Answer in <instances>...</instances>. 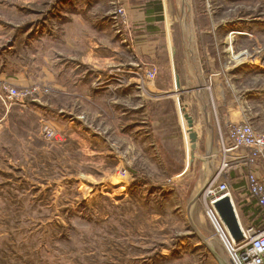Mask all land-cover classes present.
<instances>
[{
	"label": "rangeland",
	"instance_id": "374dc122",
	"mask_svg": "<svg viewBox=\"0 0 264 264\" xmlns=\"http://www.w3.org/2000/svg\"><path fill=\"white\" fill-rule=\"evenodd\" d=\"M132 1L0 0V73L18 66L28 77L0 84L42 110L41 121L17 113L0 131V264H221L189 221L216 171L196 159L181 173L191 155L184 113L197 144L202 120L179 72L171 79L166 41L175 62L183 41L196 43L217 126L222 92L248 110L231 124L264 132V0H165L166 15L145 23L132 22ZM170 83L167 97L158 87ZM205 205L202 194L191 216L211 236Z\"/></svg>",
	"mask_w": 264,
	"mask_h": 264
},
{
	"label": "crops",
	"instance_id": "0c3cea01",
	"mask_svg": "<svg viewBox=\"0 0 264 264\" xmlns=\"http://www.w3.org/2000/svg\"><path fill=\"white\" fill-rule=\"evenodd\" d=\"M164 1L165 0H139V3L137 5L135 3L136 0L132 1L131 4L135 6H129L127 9L130 17L132 18V22L145 23L149 20L151 21L152 18H157L161 16L162 12L165 16L166 4ZM172 38L173 37L171 36V38L166 41V53L168 55V64L171 66V68H169V73L172 79L174 77V73L179 72L183 88L186 85L185 92L187 100L191 104L195 105L197 111L201 114L202 131H200L199 133L198 144L197 147L194 149L196 153L194 160L198 159L201 161L203 170H207V168H209L207 176H211L212 171L215 170L218 165V158L215 155V149L217 148V140L219 137L220 128L222 126H227L228 123L233 121L245 120V118L247 117L248 110L244 106L237 105L231 101H228V99L222 94V92H220V94H218L219 96L216 102L218 113L221 114L220 118L222 120L221 125L217 126V123H215L213 117L214 110L212 111V105H210V97L206 91V81L204 74L205 69L203 66L202 59L200 58L199 54H197L198 48L195 45L196 43L190 40L183 41L181 55L182 60L175 62L176 55L175 53L173 54V49L175 50L176 48H174L175 46ZM28 54L30 53H14L11 57L15 62V59H19L20 57L22 58L21 55ZM150 56L153 57L154 53H151ZM179 64L181 66V73L179 69ZM62 65H64V63H62ZM238 67L239 69L245 68V63L239 65ZM13 68L15 69L14 71H16V73L10 74L6 71H2L0 75L2 77H8L12 75L9 78L14 79H17V76L18 78H20V75H25V79L28 78L26 76V73L23 72L22 67L18 68V66H13ZM158 89L161 90V92L164 94L168 93L166 94L168 95L167 97L174 96L176 91L171 83L170 87L162 86L160 88L159 86ZM175 109L177 110L176 106ZM24 112H31L39 118V121H41L42 119V110L34 104L31 105V103L25 101L19 103H8L0 100V131L6 132L8 123H11L13 121L14 115L17 113ZM203 147H205V151H203ZM191 151L192 148L190 150V153ZM202 152H204L205 154H203ZM189 160H191V155ZM206 160H209L210 162H206ZM193 161H188V163L182 169L181 173L184 174L190 168ZM258 173L264 174L263 162H260ZM174 175L175 173H168L169 178ZM230 177L233 198L240 200V206L242 208L244 205L245 207L251 206L248 198L247 169H234L232 170Z\"/></svg>",
	"mask_w": 264,
	"mask_h": 264
},
{
	"label": "built area",
	"instance_id": "2783aa9c",
	"mask_svg": "<svg viewBox=\"0 0 264 264\" xmlns=\"http://www.w3.org/2000/svg\"><path fill=\"white\" fill-rule=\"evenodd\" d=\"M25 97L24 90L0 84V99L19 103ZM227 127L226 132H220L215 149L218 158L215 169L217 181L209 182L203 193L205 212L212 226V235L234 264H264V226H242L244 237L237 241L215 205L216 200L225 194L233 199L231 172L246 168L248 193L264 208V174L258 173L260 162L264 161V132L255 130L248 121L230 123ZM45 130L48 136H55L49 125L45 126Z\"/></svg>",
	"mask_w": 264,
	"mask_h": 264
},
{
	"label": "water",
	"instance_id": "95a60500",
	"mask_svg": "<svg viewBox=\"0 0 264 264\" xmlns=\"http://www.w3.org/2000/svg\"><path fill=\"white\" fill-rule=\"evenodd\" d=\"M185 1L183 0V6H184ZM178 86H180V82L178 81ZM182 98V97H181ZM184 116L187 118L188 120V124L190 130H189V137L191 140V161H193L195 159V151L194 149L197 147V132L194 131V129H192L193 125H194V119L193 117L185 112ZM209 184V179H207L206 183L204 184L203 188L201 190H199L197 192V194L193 197V199L191 200L189 206H188V215H189V221L190 224L192 226V228L195 230V232L205 241L207 247L211 250V252L217 257V259L219 260V262L221 264H234L233 261L230 259V257H228L226 255L223 256L221 255L217 249L213 246V243L211 242L212 239H216L215 236L211 235V236H206L205 234L202 233V231L198 228V226L196 225L195 221L193 220L192 216H191V207L192 204L200 198V196L204 193L205 188L207 187V185ZM215 205L218 209V211L220 212L223 220L225 221L226 225L228 226L230 232L232 233L233 237L239 241L244 237L243 234V229H242V225L239 219V215L237 213V209L235 207V204L233 202L232 197L229 194H225L223 196H221L219 199L216 200ZM217 240V239H216Z\"/></svg>",
	"mask_w": 264,
	"mask_h": 264
},
{
	"label": "trees",
	"instance_id": "16d2710c",
	"mask_svg": "<svg viewBox=\"0 0 264 264\" xmlns=\"http://www.w3.org/2000/svg\"><path fill=\"white\" fill-rule=\"evenodd\" d=\"M249 203L251 206H243L244 214H246L250 220V225L257 227L264 226V208L257 204L256 200L248 193ZM248 225V226H250Z\"/></svg>",
	"mask_w": 264,
	"mask_h": 264
},
{
	"label": "bare ground",
	"instance_id": "6f19581e",
	"mask_svg": "<svg viewBox=\"0 0 264 264\" xmlns=\"http://www.w3.org/2000/svg\"><path fill=\"white\" fill-rule=\"evenodd\" d=\"M187 2H188V1H187ZM188 4H189V3H188ZM185 13H186V11H185ZM184 23H185V22H184ZM199 93H200V91H199ZM202 99H203V98H202ZM206 113H207V112H206ZM207 117H208V116H207ZM208 118H209V117H208ZM207 120H208V119H207ZM192 129L195 130V129H196L195 126H193ZM206 162H210V161H209V160H208V161L206 160ZM210 167H211V166H210ZM210 169H211V168H210ZM207 179H208V178H207ZM119 196H120V195H119Z\"/></svg>",
	"mask_w": 264,
	"mask_h": 264
}]
</instances>
